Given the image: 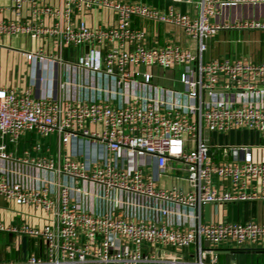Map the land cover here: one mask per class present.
<instances>
[{
  "label": "built area",
  "instance_id": "1",
  "mask_svg": "<svg viewBox=\"0 0 264 264\" xmlns=\"http://www.w3.org/2000/svg\"><path fill=\"white\" fill-rule=\"evenodd\" d=\"M244 1L255 0H197L190 15L178 8L190 0L165 9L10 0L0 36L40 39L51 50L23 51L25 88L0 86V197L49 218L42 227L0 222L34 247L0 264H242L220 261V251L236 249L224 245L264 242V221H205L202 212L264 197V160L247 145L228 146L231 159L218 160L204 137L237 128L264 135V61L203 59L205 40L221 29L264 31V17L212 20ZM95 9L112 11L115 22L88 26L80 15ZM135 18L178 28L196 51L149 44ZM64 48L80 52L65 61ZM28 132L57 134L63 153L13 155L9 144Z\"/></svg>",
  "mask_w": 264,
  "mask_h": 264
},
{
  "label": "crops",
  "instance_id": "2",
  "mask_svg": "<svg viewBox=\"0 0 264 264\" xmlns=\"http://www.w3.org/2000/svg\"><path fill=\"white\" fill-rule=\"evenodd\" d=\"M51 4H56L57 0H46ZM131 2H143L159 9H165L171 5L172 0H123ZM190 3H181L178 8L185 13L194 15L196 13L194 3L197 0H190ZM10 0H0V18H11L8 10ZM26 16V13L24 14ZM80 17L90 27L114 23L116 18L112 11L106 9H95L91 12L81 14ZM264 17V0L244 1L233 5H224L220 8V13L212 18L213 21H234L248 18ZM135 24L147 32V42L151 45H163L167 42H177L183 46L196 51V41L185 37L182 32L173 26L157 24L150 21L135 18ZM207 49L203 52V59H215L221 57H249L254 62L264 61V31L249 29H221L210 39L205 40ZM43 47L46 51L51 50L47 42L38 40H28L25 35H1V74L0 86L7 88L23 89L29 84L28 70L21 69V66L29 64L26 62L23 51L37 50ZM80 49L64 48L60 52L65 61H71L76 58ZM77 54V55H76ZM170 72H167L169 74ZM35 134L26 133L21 136L17 142L9 144V151L17 156L21 149L30 150L33 155H51L57 159L64 148L57 134H51L46 137H36ZM33 137H36L34 142ZM208 144L218 160L231 159L227 151L228 146L247 145L251 149L252 157L255 160H264V135L250 129L237 128L225 133L210 132L206 138ZM39 143L40 148L34 149ZM22 151V152H23ZM216 182V177H213ZM169 183V180H166ZM209 220H233L236 222H245L248 220L264 221V197L251 200H240L236 202L210 204ZM203 206V220L204 219ZM48 214L41 209H34L28 205H18L8 202L0 197V222L9 226L24 222L29 225L42 227L48 222ZM206 221V220H205ZM23 237V236H22ZM22 237H18L10 232L0 230V260H19L24 259L33 252V239L26 238L25 250H22ZM236 254H244L242 260L256 258L257 263L264 264V259L258 262V257H264V242L255 245V247H245L230 250ZM228 253L225 250L220 254ZM248 254V256H247ZM232 259L242 263L239 259ZM247 264V263H242Z\"/></svg>",
  "mask_w": 264,
  "mask_h": 264
},
{
  "label": "rangeland",
  "instance_id": "3",
  "mask_svg": "<svg viewBox=\"0 0 264 264\" xmlns=\"http://www.w3.org/2000/svg\"><path fill=\"white\" fill-rule=\"evenodd\" d=\"M26 38L29 40V38L26 36ZM21 69H23V70H28V72L30 73V66H28V65H25V66H21ZM34 136H36V135H34ZM37 137V136H36ZM36 137H33V140H34V142L36 141ZM22 149H21V152H20V154L19 155H21L22 154ZM228 221H233V220H228ZM224 247H227V248H236V249H238V247L237 246H235V245H233V244H230L229 246H225L224 245ZM243 247H255V245H246V246H242V248ZM238 256L240 257L239 259L241 260V262L242 263H247V264H251L252 262L253 263H257V261H256V258H253V260H252V262L250 261V258H249V256H248V254H247V256H248V258L247 259H245V260H242L243 258H242V256H244V254H236V252H228V253H223V254H220L219 255V258H220V261H230V260H232V259H238ZM242 258V259H241ZM260 258H263L264 259V257L261 255V256H259L258 257V262H261V259Z\"/></svg>",
  "mask_w": 264,
  "mask_h": 264
},
{
  "label": "water",
  "instance_id": "4",
  "mask_svg": "<svg viewBox=\"0 0 264 264\" xmlns=\"http://www.w3.org/2000/svg\"><path fill=\"white\" fill-rule=\"evenodd\" d=\"M208 134H209V132L207 130H204V137L205 138H207ZM209 153H211V152L209 151ZM210 207H211L210 204H205L204 205V210H205L204 211L205 212L204 219L206 221L209 220ZM21 240H22V250L24 251L25 250V246H26V237L23 236L21 238ZM205 244H207V243H205Z\"/></svg>",
  "mask_w": 264,
  "mask_h": 264
}]
</instances>
